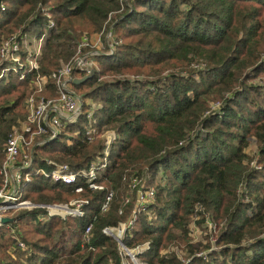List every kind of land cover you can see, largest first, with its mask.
Returning a JSON list of instances; mask_svg holds the SVG:
<instances>
[{
	"label": "trees",
	"instance_id": "obj_1",
	"mask_svg": "<svg viewBox=\"0 0 264 264\" xmlns=\"http://www.w3.org/2000/svg\"><path fill=\"white\" fill-rule=\"evenodd\" d=\"M44 30L39 69L0 81V167L5 143L27 117L36 76L55 99L49 76L73 59L84 35H100L112 53L95 55L93 76L71 85L82 111L35 148L34 167L50 170L53 158L87 169L104 147L103 139L84 135L89 122L97 134L112 129L116 139L96 178L102 191L84 185L75 194L74 186L32 178L28 202L79 198L88 206L80 218L16 212L13 232L0 230V264H132L103 233L131 219L130 175L156 190L122 235L127 249L148 243L139 262L264 264V0H0V45ZM193 224L203 233L194 243Z\"/></svg>",
	"mask_w": 264,
	"mask_h": 264
},
{
	"label": "built area",
	"instance_id": "obj_2",
	"mask_svg": "<svg viewBox=\"0 0 264 264\" xmlns=\"http://www.w3.org/2000/svg\"><path fill=\"white\" fill-rule=\"evenodd\" d=\"M1 8H3V5H1ZM52 27H54L53 22L48 21L47 28L51 29ZM30 34L34 35L32 39L27 38L29 35L27 33L20 38L14 36L1 43L0 61L5 66L0 68V81L9 73L19 74V79L21 80L24 79V77H21L22 74L26 76L27 73L35 72L39 69L38 61L46 32L44 30L40 34ZM98 37L100 35H84L73 59L49 76V79L54 81L58 87V96L55 99H45L41 96L45 90L46 79L38 75L36 76L33 82V94L26 100L25 110L27 117L25 122L19 130L12 132L3 147V162L0 167V230L4 229L10 233L13 232L10 225L15 221L14 214L20 210H43L44 215L39 217V220L48 217H60L64 219L67 217L80 218L84 216L85 208L88 206L86 200H73L64 205L32 204L25 200V188L35 176H41L52 183L74 186L73 191L76 194L82 193L84 185L93 191L103 190V186L95 182L100 171L107 165L111 145L116 139V134L114 131H104L101 134H97L90 122L87 127L86 137L103 139L104 147L101 155L87 169L71 170L66 164L47 160V165L51 166L50 170L43 167L32 170L34 166L32 155L35 148L40 144L54 140L59 131L68 123L74 121L82 111L81 100L71 91V85L75 80L73 74L83 73L87 76L97 68V64L93 60L95 55L112 53L111 48L104 51L103 41L101 37L100 39ZM105 39L107 45H110L108 35L105 36ZM92 114L93 106L91 104L86 118L90 120ZM35 139H40L41 141L34 145ZM124 181L128 184L130 192L134 193V199L127 197L125 200V204L134 200L131 219L127 225L106 228L103 230V233L118 243L120 252L128 257L132 264H143L138 261L137 256L148 250V243H144L133 249H127L122 243V235L126 228L136 220L137 215L145 212L149 205L154 203L156 190L153 186L145 187L141 179L135 175H130ZM112 197L113 193L108 192L100 207L102 213L108 210ZM3 218H12L13 223L3 224L1 222ZM191 228L193 233L197 229L194 224ZM90 231L91 225L89 224L85 228L84 236H89ZM193 233L191 237H193ZM20 247H23V245L20 244ZM197 256H200V254Z\"/></svg>",
	"mask_w": 264,
	"mask_h": 264
},
{
	"label": "rangeland",
	"instance_id": "obj_3",
	"mask_svg": "<svg viewBox=\"0 0 264 264\" xmlns=\"http://www.w3.org/2000/svg\"><path fill=\"white\" fill-rule=\"evenodd\" d=\"M34 35H31V34H29L28 35V39H32V37H33ZM99 39H100V37H98ZM102 40V39H101ZM16 73H13V75H15ZM132 75H129V77H131ZM5 77H7V76H5ZM21 77H24L25 78V76H23V74L21 75ZM102 79L103 80H106V79H108V77H102ZM264 81V80H263ZM29 94V93H28ZM31 94H33V92L31 93ZM31 94H29V96L31 95ZM28 96V97H29ZM42 97H44L45 99H51V98H48L47 96L48 95H44V93L41 95ZM28 99V98H27ZM91 104H92V102H90ZM25 105H26V102H25ZM84 131V135H86V132L88 131L87 129H85V130H83ZM105 132L106 131H113L112 129H106V130H104ZM40 142V139H35L34 140V145L35 144H37V143H39ZM53 158H51V159H48V160H50V161H53V162H56V163H59V162H57V161H54V160H52ZM62 164V163H61ZM36 169H38V167H34L33 166V168H32V170H36ZM50 181V180H49ZM75 193V192H74ZM76 194V193H75ZM73 200H80L79 198L78 199H74V198H72V199H70L69 201H73ZM67 218H72V217H67ZM196 229V228H195ZM193 237H192V240H193V243L194 242H198L200 239H203V233L201 234L200 233V231H198L197 229H196V231L193 233V235H192Z\"/></svg>",
	"mask_w": 264,
	"mask_h": 264
},
{
	"label": "water",
	"instance_id": "obj_4",
	"mask_svg": "<svg viewBox=\"0 0 264 264\" xmlns=\"http://www.w3.org/2000/svg\"><path fill=\"white\" fill-rule=\"evenodd\" d=\"M93 74H94V72L92 71L90 74H88V75L85 76L84 78L79 79V80H74L73 83H75V84H80V83L86 81L87 79H89L90 77H92ZM1 222H2L3 224H11V223H13V219H12V218H3Z\"/></svg>",
	"mask_w": 264,
	"mask_h": 264
}]
</instances>
